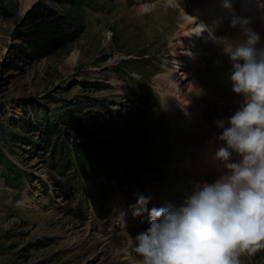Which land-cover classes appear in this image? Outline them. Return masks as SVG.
I'll list each match as a JSON object with an SVG mask.
<instances>
[{"label":"rangeland","instance_id":"obj_1","mask_svg":"<svg viewBox=\"0 0 264 264\" xmlns=\"http://www.w3.org/2000/svg\"><path fill=\"white\" fill-rule=\"evenodd\" d=\"M171 1L0 0V264H139L133 238L163 207L151 190L173 178L166 169L178 145L204 164L202 150L225 146L215 122L243 104L225 57L193 68L185 59L195 118L185 115L183 132L161 101L168 86L156 82L177 67L182 20L211 0ZM242 1L232 0L235 16L218 38L240 37L231 21ZM41 4L73 15L81 33L33 61L24 19ZM245 18L264 47V12ZM219 165L210 170L224 172ZM239 261L264 264V249Z\"/></svg>","mask_w":264,"mask_h":264},{"label":"clouds","instance_id":"obj_2","mask_svg":"<svg viewBox=\"0 0 264 264\" xmlns=\"http://www.w3.org/2000/svg\"><path fill=\"white\" fill-rule=\"evenodd\" d=\"M249 24L234 18L240 37L215 38L231 65V90L243 98L233 115L215 122L225 145L216 158L226 172L195 184L179 205L149 210L148 228L133 238L139 264H240L242 254L264 249V47Z\"/></svg>","mask_w":264,"mask_h":264},{"label":"bare ground","instance_id":"obj_3","mask_svg":"<svg viewBox=\"0 0 264 264\" xmlns=\"http://www.w3.org/2000/svg\"><path fill=\"white\" fill-rule=\"evenodd\" d=\"M164 2L165 4H160V7L171 6L173 4L171 0H164ZM232 3V0H211L201 7L198 16L185 15L180 25L181 31L176 36L177 43L174 45L171 53L177 67L171 70L168 75L159 78V81L156 82L159 88L163 84L168 86L165 93L161 95V101L175 114L176 119L173 122V129L178 131V134L179 130L183 132L186 114L191 120L195 118V114L193 111L191 112V107L186 101V93L193 87L192 82L188 80L187 64L189 63L186 60L190 62L189 67L193 68L199 66L202 58L206 56H215L217 62L221 59V49L217 46L215 38H218L219 32L222 29L220 26L225 25L235 16L236 11ZM141 9L148 12L146 6H143ZM240 9L242 19H246V16L252 19L257 14L264 12V0H243ZM238 31L239 28L237 27L235 32L238 34ZM219 149L220 147L214 149L212 145H209L202 150L199 155L206 158V164H204V162H198L203 160L199 158L200 156L194 155L195 157L193 158V153L184 144L178 145L177 150L174 152L173 163L167 166L166 169L173 178L166 180V183L163 182L161 190L157 189L155 192L151 190L153 192L151 193L152 200L157 201L156 204L161 206L178 205L185 194L191 192L195 184L212 183L218 179L226 172L224 167L225 162L221 160L214 161L212 159L213 152H217ZM235 159L236 157H233L229 162ZM196 160L197 163L195 162ZM219 163L220 168L221 166L224 167V169L222 168L224 172H220L221 169L216 172L215 167ZM211 167L215 169L211 171Z\"/></svg>","mask_w":264,"mask_h":264},{"label":"trees","instance_id":"obj_4","mask_svg":"<svg viewBox=\"0 0 264 264\" xmlns=\"http://www.w3.org/2000/svg\"><path fill=\"white\" fill-rule=\"evenodd\" d=\"M24 20L23 42L33 61L52 55L81 33L73 15H62L44 4L31 9Z\"/></svg>","mask_w":264,"mask_h":264}]
</instances>
